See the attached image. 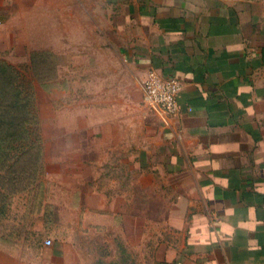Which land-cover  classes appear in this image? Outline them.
I'll list each match as a JSON object with an SVG mask.
<instances>
[{
    "label": "rangeland",
    "instance_id": "374dc122",
    "mask_svg": "<svg viewBox=\"0 0 264 264\" xmlns=\"http://www.w3.org/2000/svg\"><path fill=\"white\" fill-rule=\"evenodd\" d=\"M4 24L12 38L0 59L39 117L43 191L12 197L0 214V264L162 263L169 210L183 199L171 197L182 188L169 178L147 71L106 22Z\"/></svg>",
    "mask_w": 264,
    "mask_h": 264
},
{
    "label": "crops",
    "instance_id": "0c3cea01",
    "mask_svg": "<svg viewBox=\"0 0 264 264\" xmlns=\"http://www.w3.org/2000/svg\"><path fill=\"white\" fill-rule=\"evenodd\" d=\"M14 20L109 23L125 58L177 77L160 264H264V0H0L1 51Z\"/></svg>",
    "mask_w": 264,
    "mask_h": 264
},
{
    "label": "trees",
    "instance_id": "16d2710c",
    "mask_svg": "<svg viewBox=\"0 0 264 264\" xmlns=\"http://www.w3.org/2000/svg\"><path fill=\"white\" fill-rule=\"evenodd\" d=\"M34 99L26 93L16 68L0 59V214L12 197L43 191L42 139ZM42 190V191H41ZM128 254V253H127ZM99 262H101L99 260Z\"/></svg>",
    "mask_w": 264,
    "mask_h": 264
},
{
    "label": "built area",
    "instance_id": "2783aa9c",
    "mask_svg": "<svg viewBox=\"0 0 264 264\" xmlns=\"http://www.w3.org/2000/svg\"><path fill=\"white\" fill-rule=\"evenodd\" d=\"M143 87L149 102L169 113L177 110L176 96L181 88V81L177 77L164 75L156 68H149L143 78ZM49 243L50 240H47L46 244Z\"/></svg>",
    "mask_w": 264,
    "mask_h": 264
}]
</instances>
